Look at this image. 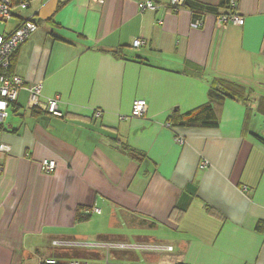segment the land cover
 Segmentation results:
<instances>
[{
	"label": "crops",
	"instance_id": "crops-1",
	"mask_svg": "<svg viewBox=\"0 0 264 264\" xmlns=\"http://www.w3.org/2000/svg\"><path fill=\"white\" fill-rule=\"evenodd\" d=\"M139 1L66 0L57 9L62 0H27L1 24L8 35L36 20L12 73L25 87L41 82L39 100L57 98L62 116H33L20 89L0 125L11 148L0 168V264L63 259L52 241L71 238L97 258L117 242L141 251L142 264H264V0H187L175 12L166 0L139 11ZM232 12L242 25H216ZM136 37L146 44L132 48ZM218 79L250 99L213 103L214 128L168 125L172 110L205 104ZM137 99L146 111L133 117ZM43 159L56 169L44 172ZM77 208L89 218L76 221Z\"/></svg>",
	"mask_w": 264,
	"mask_h": 264
},
{
	"label": "built area",
	"instance_id": "built-area-1",
	"mask_svg": "<svg viewBox=\"0 0 264 264\" xmlns=\"http://www.w3.org/2000/svg\"><path fill=\"white\" fill-rule=\"evenodd\" d=\"M14 0H0V25L4 24L11 17L12 4ZM96 3H102L103 0H93ZM187 0H166V4L174 12L185 7ZM27 0H18V6L20 8H25L27 6ZM159 6L154 0H142L137 4L139 11L144 10H155ZM202 18L197 17L191 23V28H197L201 26ZM227 24L242 25L243 18L236 12L218 14L216 16V25L218 27H225ZM38 26L35 20L28 18L23 20L17 28H15L8 35L0 34V125L4 122L9 114V109L11 103H13L16 98L18 91L20 89H26L28 92V105L29 107H36L43 111H47L53 116L60 117L62 112L58 107L57 98H47L44 102L39 100L41 94V82H34L26 87L24 86V81L17 75L9 72L10 58L17 47L24 42L33 32L37 30ZM146 44V40L142 37H136L131 42L132 48H139ZM146 111V101L143 99H137L132 104L131 116L140 117ZM94 117H99L101 115L100 110H95L93 113ZM181 141V140H179ZM10 145L4 143L0 139V163L3 156L10 152ZM57 167V162L54 159H43L40 161V168L46 172H53ZM1 168V164H0ZM93 212H99L98 208H93ZM53 246L68 248L79 246L73 242H63V241H52ZM149 247H142V249L148 250ZM134 249V246H129L123 243L111 242L104 245V254L102 258H67V259H54L45 258L43 262L45 264H124L115 260L113 250L124 251ZM167 249H171L170 246ZM99 260V261H98ZM62 262V263H61Z\"/></svg>",
	"mask_w": 264,
	"mask_h": 264
},
{
	"label": "trees",
	"instance_id": "trees-1",
	"mask_svg": "<svg viewBox=\"0 0 264 264\" xmlns=\"http://www.w3.org/2000/svg\"><path fill=\"white\" fill-rule=\"evenodd\" d=\"M66 0H62L57 6V9H59L65 2ZM18 4V0H14L12 4V8L15 7V5ZM36 21V20H35ZM49 22L51 20H48ZM37 23V22H36ZM123 50V49H122ZM15 53L16 50L13 52L10 58V67H9V72L12 73V68H13V62L15 59ZM116 56L118 57H123V55L120 52V49L115 51ZM137 60V59H136ZM220 82V84H219ZM225 98H234L238 100H243V101H248L250 99V91L245 92V88L239 84H236L231 81L227 80H217V84H211L208 90V100L205 104L181 113L177 109L172 110V112L168 115L167 117V123L171 128L174 127H186V128H214L218 125V115L217 112L213 106V103H219ZM13 103H11L12 105ZM31 113L33 116H38L42 114H49L47 111H43L39 108L36 107H30ZM62 116V115H61ZM60 116V117H61ZM261 141L264 142V138H260ZM123 149L129 154L130 157L140 160L144 158V154L134 150L131 147H128L126 145H123ZM82 208H77L76 210V221L81 222L85 221L89 218L88 214L81 215L80 211ZM208 211L212 212L210 207L206 208ZM263 227L262 224L257 225V229H261ZM106 240L104 236H98V241H103ZM71 249V251H69ZM80 249V250H78ZM82 249V250H81ZM63 248L61 249L60 253H53L54 256L57 258H97L98 254H96L93 251H87L83 248H76V247H68V251H62ZM128 252V251H127ZM62 263V262H61ZM176 264H185V263H176Z\"/></svg>",
	"mask_w": 264,
	"mask_h": 264
},
{
	"label": "rangeland",
	"instance_id": "rangeland-1",
	"mask_svg": "<svg viewBox=\"0 0 264 264\" xmlns=\"http://www.w3.org/2000/svg\"><path fill=\"white\" fill-rule=\"evenodd\" d=\"M1 27H2V25H0V29H1ZM11 116H12V114L9 112V117L7 118V120L9 119V118H11ZM7 120H6V122H7ZM5 123V122H4ZM6 124V123H5ZM1 164V163H0ZM83 232V234L84 235H87V234H89V232H88V230H85V225L83 226V230H82ZM128 238H129V241H132V239H131V236H129L128 235ZM97 239V238H96ZM84 242H86V243H91V241H94L95 240V237L94 238H91L90 239V237H87V236H84L83 237V239H82ZM69 241H71L72 242V238H71V240H69ZM77 245H80V244H77ZM77 247H80V246H77ZM85 248H88V247H86L85 246ZM58 249H62L61 247H58ZM65 248H63V250H64ZM68 249V248H67ZM131 250V249H130ZM130 250H128L129 252H127V250H124V251H122V250H120V252L118 253L119 254V258H115V259H117V261H119V262H122V263H124V264H142V262H138L137 261V259L140 261V258H141V251H139V250H135V251H132V253H131V251ZM102 251V250H101ZM49 253V252H48ZM134 256V257H133Z\"/></svg>",
	"mask_w": 264,
	"mask_h": 264
}]
</instances>
